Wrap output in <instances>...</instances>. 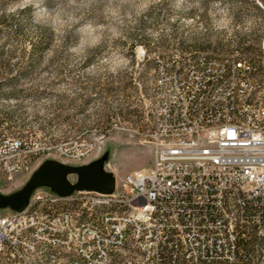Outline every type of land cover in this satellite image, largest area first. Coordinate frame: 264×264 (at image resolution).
<instances>
[{
  "label": "built area",
  "instance_id": "1",
  "mask_svg": "<svg viewBox=\"0 0 264 264\" xmlns=\"http://www.w3.org/2000/svg\"><path fill=\"white\" fill-rule=\"evenodd\" d=\"M256 59L203 53L157 59L143 134L150 166L114 192L29 196L23 208H38L36 218L13 221L19 210L0 215V264H33L31 253L44 243L63 264H233L246 257L248 243L263 260L264 69L257 68L262 80H255L249 64ZM94 148L81 140L54 150L24 133L0 135V194L42 160L82 164ZM55 198L76 201L79 213L49 214ZM103 198L132 199L133 211L80 215V208ZM141 212H149V220H141ZM78 217L86 218V228L76 227ZM109 245H117L122 260L109 257Z\"/></svg>",
  "mask_w": 264,
  "mask_h": 264
},
{
  "label": "rangeland",
  "instance_id": "2",
  "mask_svg": "<svg viewBox=\"0 0 264 264\" xmlns=\"http://www.w3.org/2000/svg\"><path fill=\"white\" fill-rule=\"evenodd\" d=\"M251 6L263 15L250 12ZM197 9H202L199 0H0V60L8 66L1 72L14 79L2 94L16 93L0 96V135L24 133L37 146L54 150L81 140L95 147L82 164L42 160L1 194H20L46 162L104 175L110 192L128 175L149 167L145 104L157 59L175 53L254 58L238 52L234 35L264 40V1H209L207 24ZM190 10L194 16L178 13ZM239 10L236 21L232 12ZM178 20V33L204 37L209 30L211 42L229 46L212 51L180 47L169 26ZM39 29L50 30L53 38L50 47L34 54ZM67 178L76 182L75 175ZM50 190L37 187L29 196ZM55 199L56 210L66 207L63 198ZM12 211L10 203L0 202V215Z\"/></svg>",
  "mask_w": 264,
  "mask_h": 264
},
{
  "label": "trees",
  "instance_id": "3",
  "mask_svg": "<svg viewBox=\"0 0 264 264\" xmlns=\"http://www.w3.org/2000/svg\"><path fill=\"white\" fill-rule=\"evenodd\" d=\"M201 4L202 9H197L196 11L201 12V19L202 21H205L206 24L209 21V17L207 16V3L209 1L213 0H199ZM228 1H264V0H228ZM249 10V9H246ZM195 10H190L188 12H183L179 11L178 13H182L185 16H194ZM250 12H253L257 16L263 15V11L259 9L256 6H251ZM234 18L236 21L240 19V15L242 14L241 11H234L232 12ZM160 14H157V18ZM179 20L174 22L173 24H169L173 35L176 34L177 37V43L180 47L182 48H190L195 51H212V50H219L223 49L224 47H228L229 44H223L221 40H216L211 42L210 38V32L209 30L207 33L204 35V37H201L200 35H194V36H185L187 34L185 30L183 32L178 33V26ZM16 32L19 30L17 27H15ZM39 37L37 39L36 43H33L32 46L34 48H37L36 50H32V52L39 53L42 48H48L51 45V40L53 38V33L50 30H41L39 29ZM235 36V44H236V49L238 52H240L242 55H254V58H258L260 55V48L259 45L261 44L260 39L258 38H251L250 35H238L237 33L234 35ZM252 36V35H251ZM141 42V41H140ZM255 42V43H253ZM145 46V45H144ZM4 61L0 60V96L1 97H8L11 98L12 96H15V91L13 93H9L8 95L2 94L3 87L5 85H9L13 83L14 79H8L4 77L3 73L1 70H4L8 66L4 65ZM6 118L8 120L12 119L11 115L5 114ZM1 124V123H0ZM243 250L246 252V257L245 258H239L235 263L233 264H264V259L261 260V257L256 254L255 248L251 244H245Z\"/></svg>",
  "mask_w": 264,
  "mask_h": 264
},
{
  "label": "bare ground",
  "instance_id": "4",
  "mask_svg": "<svg viewBox=\"0 0 264 264\" xmlns=\"http://www.w3.org/2000/svg\"><path fill=\"white\" fill-rule=\"evenodd\" d=\"M260 47H264V40ZM257 68L264 69V55H262V48H260V55L256 59V64H249V72H255V80H262V71H257ZM56 199L53 205L49 206V214L73 215L79 213V204L76 201H67L66 207L61 210H56ZM112 212L117 213H132L133 201L132 199L118 200L116 198H103L96 203L94 207L80 208L81 216H97V218L111 217ZM38 215V208H22L19 213L13 214V221H20V218H36ZM141 220H149V212H141ZM76 227L86 228V218L78 217L76 219ZM134 235H141V228H134ZM53 239H61L60 231H52ZM52 244L44 243L39 247V252L31 253V260L33 264H63L58 260V256H51ZM109 257L114 260H122V252L117 251V245H109Z\"/></svg>",
  "mask_w": 264,
  "mask_h": 264
},
{
  "label": "water",
  "instance_id": "5",
  "mask_svg": "<svg viewBox=\"0 0 264 264\" xmlns=\"http://www.w3.org/2000/svg\"><path fill=\"white\" fill-rule=\"evenodd\" d=\"M68 175H75L76 182L68 181ZM104 175L91 172L86 167L70 168L61 163L46 162L31 177L20 194L3 196L0 194V202L10 203L14 211L22 209L28 202L30 193L37 187H49L51 190L67 195L76 190H90L100 193H109L104 184Z\"/></svg>",
  "mask_w": 264,
  "mask_h": 264
}]
</instances>
